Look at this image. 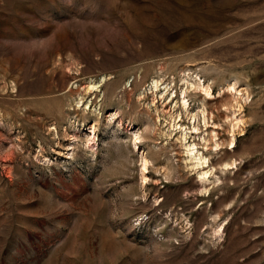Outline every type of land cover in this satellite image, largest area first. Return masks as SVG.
I'll return each mask as SVG.
<instances>
[{
    "label": "rangeland",
    "instance_id": "obj_1",
    "mask_svg": "<svg viewBox=\"0 0 264 264\" xmlns=\"http://www.w3.org/2000/svg\"><path fill=\"white\" fill-rule=\"evenodd\" d=\"M0 264H264V0H0Z\"/></svg>",
    "mask_w": 264,
    "mask_h": 264
},
{
    "label": "bare ground",
    "instance_id": "obj_2",
    "mask_svg": "<svg viewBox=\"0 0 264 264\" xmlns=\"http://www.w3.org/2000/svg\"><path fill=\"white\" fill-rule=\"evenodd\" d=\"M200 81V80H199ZM91 83V82H90ZM153 84H154V89L155 88H158V82L157 81H154L153 82ZM194 85H196V84H194L193 83V86ZM230 86V85H229ZM197 87L198 88H200V90L201 91H204L205 93H207L208 95H210V86H205V84H203L201 81L199 82V83H197ZM99 89V86L97 85V84H89V86H87V92L88 93H90V92H93V91H96V90H98ZM231 89H235V84L234 85H231ZM241 94V92L239 91V95ZM237 95V94H236ZM238 95V96H239ZM161 97H163V96H161ZM238 98V97H237ZM183 105L184 106H187V101L186 100H184L183 101ZM240 112V111H239ZM236 113V112H235ZM234 115V114H233ZM235 117H236V123L232 126V136H231V141H230V144H233L234 143V140H235V135H234V132H235V128H237L238 126H240V124L243 122V118H242V116H236L235 115ZM235 122V121H234ZM92 131L93 132H95V128L94 127H92ZM135 135H134V144H135V146H137V143H138V141H140V139H141V136H140V134L138 133V132H136V133H134ZM203 160V159H202ZM141 163H142V169H141V172H142V177H143V179L145 180L146 179V172H147V170H148V167H149V160H148V158L146 157V155H145V153L144 152H142V156H141ZM203 174L204 175H206L207 176V174H208V172L206 171V172H203ZM206 180V179H205Z\"/></svg>",
    "mask_w": 264,
    "mask_h": 264
}]
</instances>
